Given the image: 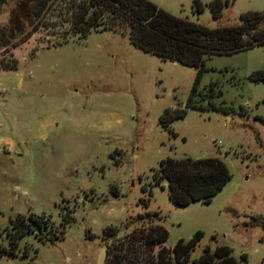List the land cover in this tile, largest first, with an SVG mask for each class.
I'll use <instances>...</instances> for the list:
<instances>
[{
    "label": "rangeland",
    "instance_id": "rangeland-1",
    "mask_svg": "<svg viewBox=\"0 0 264 264\" xmlns=\"http://www.w3.org/2000/svg\"><path fill=\"white\" fill-rule=\"evenodd\" d=\"M20 1L0 2V26ZM149 1L208 28L264 10V0H229L213 19L210 0L199 14L193 0ZM67 2L48 0L25 42L0 47V61H16L0 69V264H102L103 230L122 236L138 214L164 226L170 249L202 232L186 264L217 245L239 264H264V234L246 225L264 216V83L248 77L264 70V44L205 59L194 100L226 111L184 109L193 67L141 51L126 32L71 34ZM165 109L185 113L163 127ZM184 157L217 158L230 173L209 203L174 205L165 180L153 185L161 160ZM17 215L48 220L11 253Z\"/></svg>",
    "mask_w": 264,
    "mask_h": 264
},
{
    "label": "trees",
    "instance_id": "trees-1",
    "mask_svg": "<svg viewBox=\"0 0 264 264\" xmlns=\"http://www.w3.org/2000/svg\"><path fill=\"white\" fill-rule=\"evenodd\" d=\"M27 1L17 2L7 24L0 26V47L23 43L36 30V21L43 16L48 0ZM67 3L71 34L84 36L90 30L101 29L126 32L129 42L141 51L162 60L193 67L196 73L184 109L226 111L210 100L206 101V105L194 100L200 94L198 85L205 70V59L264 44V10L240 14L239 22L235 25L208 28L173 16L149 0H68ZM228 4L229 0H210L208 8L211 17L218 19L222 8ZM202 11V3L193 0L191 12L199 14ZM15 66V59L7 63L0 61V69L9 70ZM248 77L253 82L264 83V70L254 71ZM208 93V98H212L211 92ZM184 109H165L158 122L168 127L174 118L184 115ZM230 178V173L217 158H165L152 173L153 185L162 187L160 183L165 180L167 198L178 206L193 201L209 203ZM143 216L138 214L134 220L126 223L124 229L127 231L122 236H118L117 229L113 227L103 230L106 242L102 264H186L202 232L196 231L187 240L178 239L170 249L164 245L168 235L164 226L156 221L144 220ZM47 220L44 216L33 215H17L12 219L6 233L9 251L13 253L18 241L34 233L35 229L41 233L40 229L47 226ZM246 225L257 226L264 234V216H250ZM129 226L132 227L128 230ZM241 260L245 262V255H241ZM192 264L239 263L231 255L229 247L217 245L213 250L203 248L201 254L192 260Z\"/></svg>",
    "mask_w": 264,
    "mask_h": 264
}]
</instances>
